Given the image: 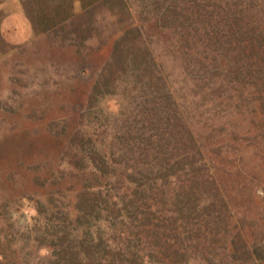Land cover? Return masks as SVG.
<instances>
[{
	"label": "rangeland",
	"instance_id": "obj_1",
	"mask_svg": "<svg viewBox=\"0 0 264 264\" xmlns=\"http://www.w3.org/2000/svg\"><path fill=\"white\" fill-rule=\"evenodd\" d=\"M0 264H264V0H108L1 55Z\"/></svg>",
	"mask_w": 264,
	"mask_h": 264
},
{
	"label": "crops",
	"instance_id": "obj_2",
	"mask_svg": "<svg viewBox=\"0 0 264 264\" xmlns=\"http://www.w3.org/2000/svg\"><path fill=\"white\" fill-rule=\"evenodd\" d=\"M108 0H0V56L55 34Z\"/></svg>",
	"mask_w": 264,
	"mask_h": 264
}]
</instances>
